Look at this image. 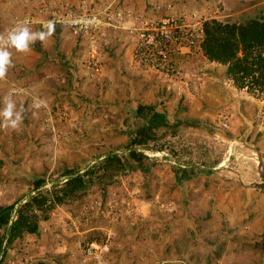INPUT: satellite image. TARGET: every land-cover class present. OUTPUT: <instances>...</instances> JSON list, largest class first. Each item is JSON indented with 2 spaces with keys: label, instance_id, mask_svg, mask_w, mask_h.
Masks as SVG:
<instances>
[{
  "label": "rangeland",
  "instance_id": "1",
  "mask_svg": "<svg viewBox=\"0 0 264 264\" xmlns=\"http://www.w3.org/2000/svg\"><path fill=\"white\" fill-rule=\"evenodd\" d=\"M83 10L120 11L123 25L264 20V0H0L11 61L0 77V209L14 205L13 219L65 169L93 171L47 219L36 210L37 232L0 264H264V93L236 87L202 47L183 49L163 78L130 61L122 28L90 42L61 27ZM18 27L36 35L24 51L8 39ZM142 128L152 138L135 144ZM112 155L120 163L102 168Z\"/></svg>",
  "mask_w": 264,
  "mask_h": 264
},
{
  "label": "trees",
  "instance_id": "2",
  "mask_svg": "<svg viewBox=\"0 0 264 264\" xmlns=\"http://www.w3.org/2000/svg\"><path fill=\"white\" fill-rule=\"evenodd\" d=\"M202 29L204 38L201 47L204 56L210 61L226 65V74L236 87L264 93V20L249 19L240 24L213 19L204 21ZM151 138L146 129L142 128L133 142L142 145ZM129 156L133 160H139L142 155L131 150ZM104 163L101 167L107 169L113 163H120V159L118 155L107 156ZM91 173L92 169L81 174L74 169H65L63 175L66 177L60 185L53 187L49 193L36 194L29 201L20 204L13 219L11 212L14 205L1 208L0 228L4 229V236H0V260L5 256L8 246L22 233L37 232L36 210L43 213V219H47V211L74 197L91 183V177H87ZM40 184L41 181L34 183L35 187Z\"/></svg>",
  "mask_w": 264,
  "mask_h": 264
},
{
  "label": "built area",
  "instance_id": "3",
  "mask_svg": "<svg viewBox=\"0 0 264 264\" xmlns=\"http://www.w3.org/2000/svg\"><path fill=\"white\" fill-rule=\"evenodd\" d=\"M121 12L117 11L104 19L96 12L70 11L58 19L61 27L75 35H84L90 42L102 27H119L126 34L125 44L130 61L146 67L163 78L170 77L175 69L176 58L189 53L191 48H201L204 38L202 25L190 22L181 16H165L156 20L141 21L135 25L121 24ZM57 21V20H56ZM103 39L107 36L102 35Z\"/></svg>",
  "mask_w": 264,
  "mask_h": 264
},
{
  "label": "clouds",
  "instance_id": "4",
  "mask_svg": "<svg viewBox=\"0 0 264 264\" xmlns=\"http://www.w3.org/2000/svg\"><path fill=\"white\" fill-rule=\"evenodd\" d=\"M9 42L17 50L24 51L27 50L28 44L36 39L35 34H31L27 27H18L14 28L9 33ZM10 53L7 50H0V77H3L7 71L8 66L10 65ZM12 105L8 104L4 115H10V109ZM15 122H13V126Z\"/></svg>",
  "mask_w": 264,
  "mask_h": 264
}]
</instances>
